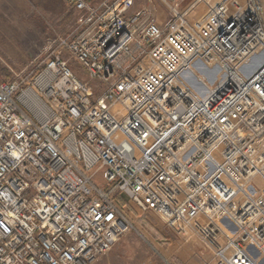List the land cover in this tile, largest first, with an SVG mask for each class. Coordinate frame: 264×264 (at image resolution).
Returning a JSON list of instances; mask_svg holds the SVG:
<instances>
[{"label":"built area","instance_id":"obj_1","mask_svg":"<svg viewBox=\"0 0 264 264\" xmlns=\"http://www.w3.org/2000/svg\"><path fill=\"white\" fill-rule=\"evenodd\" d=\"M64 1L75 27L0 81V264H93L131 212L264 264V0Z\"/></svg>","mask_w":264,"mask_h":264},{"label":"rangeland","instance_id":"obj_2","mask_svg":"<svg viewBox=\"0 0 264 264\" xmlns=\"http://www.w3.org/2000/svg\"><path fill=\"white\" fill-rule=\"evenodd\" d=\"M192 1L185 0L181 7L186 8ZM135 4L137 8L155 7L159 22L163 24L170 18L167 8L157 0H136ZM79 16L64 0H0V81H4V70L11 73V80L14 73L34 68L44 58L53 40L67 35L75 27ZM70 66L82 79L88 80L84 69L74 62ZM194 70L205 75L209 84L216 82L220 72L218 68L209 69L200 63ZM185 78L198 93L204 95L207 92L194 73L187 72ZM97 181L102 182L100 177ZM134 215L140 216L135 221L138 232L121 238L110 252L93 264H167L172 260L156 241V233H164L169 238L173 233L156 219H148L140 213ZM140 220H145L146 225H141ZM192 236L193 244H201L200 237L195 233Z\"/></svg>","mask_w":264,"mask_h":264},{"label":"crops","instance_id":"obj_3","mask_svg":"<svg viewBox=\"0 0 264 264\" xmlns=\"http://www.w3.org/2000/svg\"><path fill=\"white\" fill-rule=\"evenodd\" d=\"M131 214L135 216L132 212ZM140 221L141 225H143V220ZM156 234V241L160 246L165 248L166 256L172 259L171 261L175 264H215L212 253L202 243L193 244L194 239L187 241L182 238H177L172 233L171 238L164 233L159 234L158 232Z\"/></svg>","mask_w":264,"mask_h":264},{"label":"trees","instance_id":"obj_4","mask_svg":"<svg viewBox=\"0 0 264 264\" xmlns=\"http://www.w3.org/2000/svg\"><path fill=\"white\" fill-rule=\"evenodd\" d=\"M10 78H11V73H10L9 71H7V70H4V71H3V80H4V81H9ZM142 224L145 226V225H146V221L143 220V221H142Z\"/></svg>","mask_w":264,"mask_h":264}]
</instances>
